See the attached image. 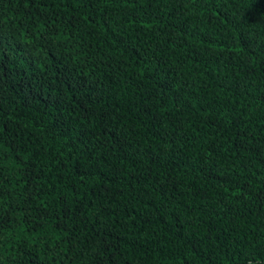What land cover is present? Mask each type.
<instances>
[{
  "label": "trees",
  "instance_id": "obj_1",
  "mask_svg": "<svg viewBox=\"0 0 264 264\" xmlns=\"http://www.w3.org/2000/svg\"><path fill=\"white\" fill-rule=\"evenodd\" d=\"M0 264H264V0H0Z\"/></svg>",
  "mask_w": 264,
  "mask_h": 264
}]
</instances>
